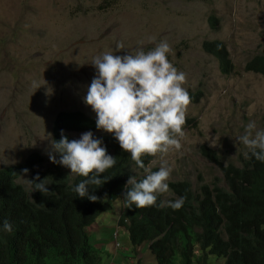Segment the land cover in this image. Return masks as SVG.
<instances>
[{"label":"rangeland","instance_id":"374dc122","mask_svg":"<svg viewBox=\"0 0 264 264\" xmlns=\"http://www.w3.org/2000/svg\"><path fill=\"white\" fill-rule=\"evenodd\" d=\"M162 40L174 53L168 59L187 74L190 96L202 93L188 107L187 117L194 122L184 129L182 148L166 157L173 166L168 183L187 181L196 192L202 184L225 187L221 167L209 161L202 147L216 151L225 165L242 166L249 149L239 137L246 125L255 121L264 129V75L247 70L250 59L264 52V0H0V169L35 152L51 163L60 112L83 111L96 120L84 102L97 75L93 57L109 49L121 56L140 48L149 51ZM216 41L228 48L234 66L230 75L204 49L205 42ZM118 42L124 49L116 51ZM91 132L95 138L106 133ZM83 133L72 135L79 139ZM159 165L155 157L148 166L156 171ZM162 196L164 201L178 199L171 188ZM121 211V201L106 206L96 221L105 228L100 223L91 230L102 264L155 263L150 243L137 250L139 262L125 258L133 256V249L119 223ZM117 232L125 253H115ZM209 264L223 260L211 257Z\"/></svg>","mask_w":264,"mask_h":264},{"label":"trees","instance_id":"16d2710c","mask_svg":"<svg viewBox=\"0 0 264 264\" xmlns=\"http://www.w3.org/2000/svg\"><path fill=\"white\" fill-rule=\"evenodd\" d=\"M204 49L218 59L223 74L232 73L233 62L224 43L205 42ZM247 70L264 75V52L250 59ZM200 96L191 98L198 102ZM95 121L83 111L60 112L54 140L59 141L62 132L69 140L78 139L72 134L97 130ZM193 122L187 119L186 126ZM99 139L117 162L100 175L102 185H89L88 195H95L96 201L79 197L61 165L49 164L40 153L0 170V264H102L100 249L92 244L87 230L106 206L122 198L125 210L120 226L134 249L151 243L148 251L155 264H209L211 257L223 264H264V162L250 151L242 166L225 165L217 152L203 146V154L221 167L225 187L202 184L196 192L190 183L176 182L171 184L174 194L185 197L179 210L161 207L159 198L154 206L129 208L125 196L131 188L127 181L135 176L132 168L144 170L121 149L114 134L106 132ZM149 161L150 157H143L144 164ZM23 169H28L27 174ZM37 174L41 180L47 177L48 193L34 191L35 183L30 191L18 183L20 176L33 180ZM5 221L11 231L3 229Z\"/></svg>","mask_w":264,"mask_h":264},{"label":"clouds","instance_id":"9594fccd","mask_svg":"<svg viewBox=\"0 0 264 264\" xmlns=\"http://www.w3.org/2000/svg\"><path fill=\"white\" fill-rule=\"evenodd\" d=\"M215 24L216 21L212 25ZM154 40V37L150 38V41ZM122 49H124L123 42H118L116 51ZM169 53L174 55L169 43L162 40L153 49L144 51L140 48L135 54L115 55L114 51L109 49L93 57L91 63L96 68L97 75L88 87L84 102L96 115V128L114 134L121 149L130 153L131 159L144 170L140 173H144L145 176L140 177L132 168L135 176L129 177L127 185H131V188L127 190L125 196L129 208L131 205H135L136 208L154 206L159 198L161 207L168 206L179 210L185 202V197H179L173 201H164L162 198V194L169 193L170 188L172 189V183L169 184L168 181L171 179L173 166L168 163L166 157L170 152L179 151L182 148V140L186 136L184 129L188 127L187 119H192L187 117V110L192 102L185 87L188 83L187 74L173 65L168 59ZM99 138H94L93 133L89 131L83 133L79 139L69 140L62 132L59 141L52 142L53 151L57 153L56 157L49 154L51 163H48H59L60 169L68 178V183L75 187L74 191L78 193V196L81 198L87 196L90 201H96L98 198L95 195H88L89 185H102L104 182L102 183L100 175L117 162V158L108 155L106 148L101 146L102 141ZM239 140L256 160L264 162V129H258L255 121H250L246 125L245 134L239 137ZM245 155L248 154L245 153ZM41 156L45 159L43 155ZM145 156L150 157V161L146 164L143 162ZM155 157H159L160 165L158 170L153 171L148 165L155 161ZM27 172L28 169H23L24 174ZM24 178L20 176L18 183H21ZM24 180L29 184L35 183L34 191L49 192L47 177L41 180L37 174L33 180ZM109 198L107 193L105 199ZM118 201L122 202L124 211V198ZM118 201L113 202L112 205ZM123 211L120 213V218ZM96 221L87 230L91 238L96 237L91 234V230L94 232L100 223L102 229L105 228L103 222ZM3 229L11 231L12 226L5 221ZM125 234L127 235L126 232ZM115 235V253H125L118 242V232ZM143 245L135 249L131 246L133 256L131 258L125 256V258L139 262L141 259H136L137 250ZM113 258L114 255L111 261Z\"/></svg>","mask_w":264,"mask_h":264},{"label":"crops","instance_id":"0c3cea01","mask_svg":"<svg viewBox=\"0 0 264 264\" xmlns=\"http://www.w3.org/2000/svg\"><path fill=\"white\" fill-rule=\"evenodd\" d=\"M152 264H155V263H152Z\"/></svg>","mask_w":264,"mask_h":264},{"label":"bare ground","instance_id":"6f19581e","mask_svg":"<svg viewBox=\"0 0 264 264\" xmlns=\"http://www.w3.org/2000/svg\"><path fill=\"white\" fill-rule=\"evenodd\" d=\"M116 207V206H115ZM119 238V237H118Z\"/></svg>","mask_w":264,"mask_h":264}]
</instances>
